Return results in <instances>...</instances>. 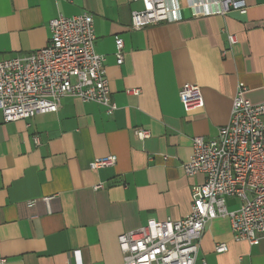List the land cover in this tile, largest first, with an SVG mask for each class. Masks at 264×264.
<instances>
[{"label": "crops", "instance_id": "obj_1", "mask_svg": "<svg viewBox=\"0 0 264 264\" xmlns=\"http://www.w3.org/2000/svg\"><path fill=\"white\" fill-rule=\"evenodd\" d=\"M177 1L179 21L131 29V11L140 2L0 0V60L44 47L57 15L91 14L94 49L105 57L117 106L107 114L97 102L65 96L56 112L0 124L3 264H122L121 233L189 213L191 187L204 179L183 168L192 137L217 135L238 82L251 102H264V0H246L245 14L224 16H193L186 0ZM184 83L199 86L201 108H184L178 97ZM135 88L137 95L126 93ZM138 129L149 136L140 140ZM111 154L114 165L89 167ZM226 203L229 209L240 204ZM219 242L226 251H215ZM195 264H264V237L258 244L236 241L229 219L213 218Z\"/></svg>", "mask_w": 264, "mask_h": 264}, {"label": "built area", "instance_id": "obj_2", "mask_svg": "<svg viewBox=\"0 0 264 264\" xmlns=\"http://www.w3.org/2000/svg\"><path fill=\"white\" fill-rule=\"evenodd\" d=\"M126 1L142 4L141 9L131 11V29L181 19L177 0ZM186 6L193 16L245 14L248 9L246 0H186ZM49 27L50 38L44 47L0 60V124L56 112L65 96L97 102L107 114L117 108L110 95L105 57L94 49L93 16L59 14L50 20ZM227 39L230 45L236 42L230 32ZM115 56L121 64L120 38L116 39ZM139 91L135 88L126 93L137 95ZM246 91L238 82L229 119L215 137H192V152L183 168L188 176L202 174L204 179L191 187L189 213L176 220L150 219L121 233L118 244L122 264H195L205 226L216 217L229 219L236 241L258 244L264 237V102H251ZM178 97L186 110L203 106L201 90L195 83H184ZM135 133L140 140L149 136L146 130ZM115 162L116 156L111 154L95 158L89 167L97 169ZM228 198L238 199L239 206L229 209ZM33 204L29 202L28 207ZM226 249L225 242L215 245L218 253ZM4 262L0 258V264ZM76 264H80L77 259Z\"/></svg>", "mask_w": 264, "mask_h": 264}]
</instances>
